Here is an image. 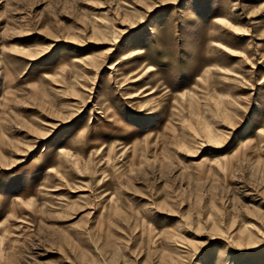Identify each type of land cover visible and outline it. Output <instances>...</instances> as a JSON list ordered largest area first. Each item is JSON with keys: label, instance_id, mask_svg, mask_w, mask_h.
Returning <instances> with one entry per match:
<instances>
[{"label": "rangeland", "instance_id": "obj_1", "mask_svg": "<svg viewBox=\"0 0 264 264\" xmlns=\"http://www.w3.org/2000/svg\"><path fill=\"white\" fill-rule=\"evenodd\" d=\"M0 264H264V0H0Z\"/></svg>", "mask_w": 264, "mask_h": 264}, {"label": "snow or ice", "instance_id": "obj_2", "mask_svg": "<svg viewBox=\"0 0 264 264\" xmlns=\"http://www.w3.org/2000/svg\"><path fill=\"white\" fill-rule=\"evenodd\" d=\"M221 23H223V21H221Z\"/></svg>", "mask_w": 264, "mask_h": 264}]
</instances>
